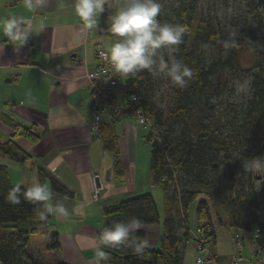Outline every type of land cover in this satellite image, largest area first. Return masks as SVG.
<instances>
[{
  "label": "trees",
  "instance_id": "trees-1",
  "mask_svg": "<svg viewBox=\"0 0 264 264\" xmlns=\"http://www.w3.org/2000/svg\"><path fill=\"white\" fill-rule=\"evenodd\" d=\"M243 1L238 21L229 24L214 18H198L196 5L187 0H178L170 14L161 11L158 19L162 22L187 27L180 49L184 64L195 72L183 90L174 91L166 115L154 101L156 82L153 75L147 71L129 77L120 75L122 82L118 85L125 102L135 98L136 106L149 121L145 139L149 144L151 180L167 194V209L161 222L163 235L158 248L149 247L144 255L137 256L132 251L133 245L125 242L119 248L105 249L109 257L106 264H182L180 243L189 236L187 223L191 204H195L197 228L203 232L205 241L214 239L215 213L218 220H225L238 230L257 229L254 243L258 249H264V181L257 191L256 175L243 167L246 159L264 156V37L257 32L264 22V7L256 0ZM122 3L123 0L106 1L105 13L97 21L99 36L116 39L107 28L110 16ZM233 34L235 43L226 49L224 42ZM200 43L215 46L218 57L206 62L198 48ZM245 53L251 59V67L247 70L250 98L239 110L231 106L228 111L220 109L219 98L227 91L224 75L229 73L237 78L244 71L242 58ZM102 104L112 105V102L106 98L102 99ZM14 129L19 132L18 127ZM20 133L33 142L38 139L31 129H21ZM99 134L104 150L111 155L113 177L124 183L127 192H132L134 167L125 168L122 164L116 122L113 119L101 122ZM0 154L18 162L30 158L13 140L0 141ZM221 170L226 172L224 186L220 184ZM37 175L39 182L44 185L47 182L51 191L72 197L70 190L42 168H38ZM10 188L13 186L9 183L8 170L0 165V264H42L28 253L29 236L48 222L50 214L40 220L38 212L42 205L23 198L19 204H10L6 200ZM213 197L218 200L220 212L213 211L208 203ZM154 207L150 193L104 207V221L96 239L104 227L131 218L140 220L141 225L158 222L157 216L150 214V211L155 213ZM180 229L183 230L181 235ZM135 235L143 237L139 231ZM49 247H58L57 234L51 235Z\"/></svg>",
  "mask_w": 264,
  "mask_h": 264
},
{
  "label": "crops",
  "instance_id": "crops-1",
  "mask_svg": "<svg viewBox=\"0 0 264 264\" xmlns=\"http://www.w3.org/2000/svg\"><path fill=\"white\" fill-rule=\"evenodd\" d=\"M73 3L44 0L42 7L32 12L25 7V0H0V20L16 17L25 27L30 24L40 31L30 33L19 47L0 33V141L13 140L30 155L18 162L0 154V165L7 168L13 187L26 189L28 180L31 186L38 180V168H42L72 192V197L60 195L45 183L51 192L47 203L63 204L69 215L63 217L53 211L48 222L29 236L28 253L42 264H96L95 242L104 221L103 208L143 193L153 196L155 213L150 214H155L158 222L141 225L138 231L151 241L150 248H158L167 209V194L152 183L150 169L144 185L136 179V159L144 149L147 129L123 109L114 111L112 105L102 104L100 122H116L122 164L134 167V190L127 192L124 183L112 175L111 155L104 150L99 131L91 127L93 97L86 77V71L96 66L95 47L103 46L105 37L97 34V26L84 29ZM113 92L123 104L120 85ZM21 129H31L38 139L29 140ZM97 178L102 189L95 201L92 193ZM215 215L214 239L205 241L198 250L195 204L189 206V236L180 243L182 264H195L197 256L205 260L204 264H264L263 256L257 253L253 229L238 230ZM52 234H57L56 249L49 247ZM133 238L140 239L136 235Z\"/></svg>",
  "mask_w": 264,
  "mask_h": 264
},
{
  "label": "clouds",
  "instance_id": "clouds-1",
  "mask_svg": "<svg viewBox=\"0 0 264 264\" xmlns=\"http://www.w3.org/2000/svg\"><path fill=\"white\" fill-rule=\"evenodd\" d=\"M43 2L25 0V7L34 12L42 7ZM72 8L86 30L95 28L98 18L106 10L105 0H74ZM161 11L162 5L158 0H123L110 16L107 28L116 39L102 55L118 75L129 77L147 71L153 76L163 75L173 86L183 89L194 78L195 72L174 55L166 59L165 53L177 51L188 29L184 25L162 22L158 19ZM39 32L30 24L25 27V22L16 17L0 20V33L17 47L25 44L30 33ZM234 38L235 34L224 42L226 49L235 43ZM243 167L251 174L264 176V156L246 159ZM21 198L42 205L38 212L40 220H45L53 211L63 217L69 215L63 204L53 206L47 203L51 200V192L38 180L26 189L19 186L10 188L6 195L10 204H19ZM140 228L141 221L136 218L104 227L95 242L96 264H106L109 257L105 249L119 248L125 242L133 245L135 255H144L151 241L132 239Z\"/></svg>",
  "mask_w": 264,
  "mask_h": 264
},
{
  "label": "rangeland",
  "instance_id": "rangeland-1",
  "mask_svg": "<svg viewBox=\"0 0 264 264\" xmlns=\"http://www.w3.org/2000/svg\"><path fill=\"white\" fill-rule=\"evenodd\" d=\"M193 5H196L198 18H203L205 20L214 18L217 19L222 24H229L233 21H238L239 12L243 9L244 1L243 0H187ZM162 5V10L170 14L171 11L177 7L178 0H158ZM258 35L264 37V22L261 28L258 29ZM105 40L102 42L103 47L107 50L109 48V43H113L114 40L111 38L105 37ZM181 44L177 46V51L175 53H165V58L168 59L171 56H175L177 59L181 60L184 63L183 54L181 53ZM199 51L202 53L206 62H210L219 55L218 49L208 43L198 44ZM242 66L244 71L240 72L237 78H233L229 73H225L224 77L227 82V91L224 92L220 100V109H227L229 107L239 110L241 105L245 103L247 99L250 98V77L247 70L251 67V59L248 53H245L242 58ZM156 82V88L154 92V101L156 105L164 111L166 115L168 109L173 101V93L177 88L173 86L170 81L163 75L153 76ZM119 81V83H121ZM185 88V87H184ZM183 88V89H184ZM181 89V90H183ZM227 111L225 113H227ZM147 129V128H146ZM148 129L146 134L148 133ZM153 139H156L154 135ZM144 143V149L139 150L138 156L136 159V179L140 186L144 185L146 180V174L149 170V144ZM257 181L255 186L257 191L260 189V183L264 181V176L256 175ZM135 181V179H134ZM226 181V172L221 170L220 172V184L224 186ZM30 186V180L27 181V185ZM208 203L211 205L213 211H219V203L216 198H211L208 200ZM259 213V211H257Z\"/></svg>",
  "mask_w": 264,
  "mask_h": 264
},
{
  "label": "built area",
  "instance_id": "built-area-1",
  "mask_svg": "<svg viewBox=\"0 0 264 264\" xmlns=\"http://www.w3.org/2000/svg\"><path fill=\"white\" fill-rule=\"evenodd\" d=\"M107 51L103 46L97 45L95 47V58H96V66L90 70L86 71V77L92 88V97H93V108H92V121L91 127L94 131H99L100 129V107L102 99H109L112 102V107L114 111L123 109L124 111L130 113L135 118L137 124L148 128L149 121L143 115V111L140 107L136 106L135 98H132L130 101L120 104L115 97H111L114 95L113 89L118 85L120 75L115 73L112 69L111 65L103 58V53ZM113 118V117H112ZM102 189V185H95L94 191L92 193L93 200H97L100 191ZM202 197V196H201ZM204 198V197H202ZM254 234L257 232V229L253 231ZM195 245L198 250L204 247L205 239L203 232L199 229H195ZM236 237L239 234L235 235ZM257 253L263 256L264 262V249H257ZM205 260L201 256H197L195 259V264H204ZM233 264H236L234 262Z\"/></svg>",
  "mask_w": 264,
  "mask_h": 264
},
{
  "label": "water",
  "instance_id": "water-1",
  "mask_svg": "<svg viewBox=\"0 0 264 264\" xmlns=\"http://www.w3.org/2000/svg\"><path fill=\"white\" fill-rule=\"evenodd\" d=\"M256 1L259 2V3H261L262 6L264 7V0H256ZM96 181H97V185H98L99 184L98 178L96 179Z\"/></svg>",
  "mask_w": 264,
  "mask_h": 264
}]
</instances>
